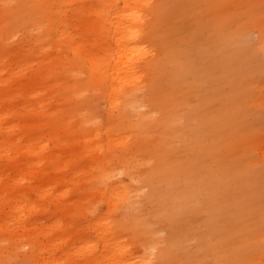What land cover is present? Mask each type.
I'll use <instances>...</instances> for the list:
<instances>
[{
  "label": "rangeland",
  "instance_id": "374dc122",
  "mask_svg": "<svg viewBox=\"0 0 264 264\" xmlns=\"http://www.w3.org/2000/svg\"><path fill=\"white\" fill-rule=\"evenodd\" d=\"M112 1L0 0V264H264V0H148L117 107Z\"/></svg>",
  "mask_w": 264,
  "mask_h": 264
},
{
  "label": "bare ground",
  "instance_id": "6f19581e",
  "mask_svg": "<svg viewBox=\"0 0 264 264\" xmlns=\"http://www.w3.org/2000/svg\"><path fill=\"white\" fill-rule=\"evenodd\" d=\"M119 4L122 6L119 7ZM148 4V0H113L112 3H109V12L106 13H109V17L107 19L105 18L106 22L109 23L106 26H102L104 28L103 31H106V34H104L106 35V43L101 45L103 54L88 58L93 70L98 75L96 79L101 82H110L108 99L111 107H117L115 103L113 105V102H111L113 98H120L122 96L124 99H128L130 97V94H124L123 89L120 88L121 84H127V81H130V84L142 82V75L138 73L140 62L135 56L140 54L144 60L147 54L146 48L139 45V39L141 37L139 28L145 22L142 12ZM117 8L121 9L119 10ZM106 14L101 13V16ZM96 30L97 32L101 31L99 24H96ZM62 36L63 34H61ZM130 44H133V46L130 47ZM92 137H97L95 131L92 133ZM94 145L96 148H94ZM94 145L88 148L85 147L84 149H86V152H89L91 147L94 150H100L97 143ZM105 176L107 174L103 172L100 177ZM98 187L102 188L104 186ZM107 204L108 211L111 212L114 202L108 199ZM105 224L106 229L104 233L107 238H111L114 235L113 227L109 226L110 224H107V222ZM124 253H129V249L127 248ZM43 264L52 263L43 260ZM112 264H120V261L112 262ZM144 264H152L151 259L147 257Z\"/></svg>",
  "mask_w": 264,
  "mask_h": 264
}]
</instances>
